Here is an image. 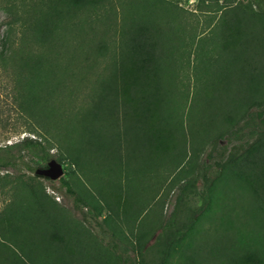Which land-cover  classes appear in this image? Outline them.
Returning <instances> with one entry per match:
<instances>
[{
  "label": "rangeland",
  "instance_id": "374dc122",
  "mask_svg": "<svg viewBox=\"0 0 264 264\" xmlns=\"http://www.w3.org/2000/svg\"><path fill=\"white\" fill-rule=\"evenodd\" d=\"M30 3L0 0V50L6 45L12 50L25 47L38 52L22 17ZM30 12L31 18H39L42 9ZM70 19L54 31L65 44L57 50V60L68 68L61 71L66 84L58 89L51 105L60 107L66 125L74 124L78 132L74 136L83 139L85 114L101 93L102 80L116 61L127 58L130 38L141 25L158 38L157 53L163 60V86L168 94L166 109L174 122L165 147L142 149L128 157L129 151L118 148L114 137L127 128L123 108L113 116L102 109L99 121L89 126L100 135L98 141L114 139V147L108 144L93 149L86 138L79 142L82 151H76L79 157L71 166L72 160L66 158L70 152L65 151L71 143L61 140L50 150V159L65 164V177L73 188L89 200L107 198L120 215L136 214L143 201L145 209L152 206L149 218L161 215L168 222L179 215V222L193 219L192 230L173 247L168 264H201L212 250L260 257L264 252V175L237 166L231 159L254 144L264 126V103L247 108L253 98L248 97L247 87L259 84L262 94L258 97H264V0H96L93 6L73 11ZM239 19L246 22L244 28L241 23L238 26ZM244 38L250 42L239 54H232V49L242 47ZM219 59L232 63L226 71L233 76L223 79L215 90L210 81H217L215 75L222 73L217 69ZM253 75L257 79L251 81ZM16 85L14 67H3L0 61V146L36 134L19 115ZM233 101L232 105L246 110L235 127L221 119L220 110ZM211 111L220 114L213 123H205ZM236 111L229 112L235 119ZM94 142L95 138L92 145ZM25 160L26 164L0 168V234L8 212L41 217L38 202L42 199L49 205V214L66 223L71 244L78 241L79 246L96 248L112 242L113 230L104 221L106 209L98 216L92 207H77L59 179L40 176L30 168L46 167L47 161L35 156ZM189 180H195L196 187L184 193V183ZM133 189L138 193L132 195ZM206 192L211 194L208 202ZM121 227L127 230L126 223L121 222ZM155 237H148L147 246ZM148 255L157 257L155 248Z\"/></svg>",
  "mask_w": 264,
  "mask_h": 264
},
{
  "label": "trees",
  "instance_id": "16d2710c",
  "mask_svg": "<svg viewBox=\"0 0 264 264\" xmlns=\"http://www.w3.org/2000/svg\"><path fill=\"white\" fill-rule=\"evenodd\" d=\"M31 1L32 3L28 4L30 8L28 7L27 11H24L22 17H25L24 20L28 22L27 29L29 28V33L31 32L33 45L39 48L38 52L33 51L34 49L26 51L25 47L12 50L5 45L3 48L1 46L0 61L3 67H8V64L14 67L18 112L28 128L32 129L30 132L36 134L34 136L27 135L15 142L0 146V168L8 169L17 164H26V156H35L48 163L51 160V148L58 147L61 140L71 143L65 150L70 152L66 156L72 160H70V166L79 157L76 151H82L79 142H85L86 138L93 149L108 144V146L114 147V139H111V142H106L107 140L104 139L98 141L100 135L97 134L95 127L89 126L91 123L99 121L97 119L100 118L102 109L107 110V116H113L119 107L123 108V117L127 121V128L124 133L116 132L114 137L118 148L129 151L128 157L137 155L135 151H144L142 149L165 147L164 144L167 145L171 140L174 122L170 121L166 109L168 94L163 86V60L158 56L159 41L153 31L143 25L135 29L130 38L132 45L129 46L127 58L122 57L120 61H116L114 63L116 68L113 67V71L107 79L102 80L101 93L94 100L92 109H89L85 114L87 116L83 130L85 133L80 135L83 137L80 139L76 135L74 136V134H78L74 124L66 125L62 121L60 107L55 108L51 105V102L56 99L58 89L66 84V79L61 71L66 72V69L63 68L65 66L68 68V64L62 66L57 60L59 54L56 52L58 49H64L65 44L54 36V31L59 23H67L71 20L70 15L73 11L93 6L96 4V0ZM35 8L42 9L39 18H31L29 15L30 11ZM240 23L244 28L246 22L239 19V27ZM241 30L238 28L237 31L241 33ZM249 42V39H245L242 47L237 48V52V49H232L231 53L239 54L244 45ZM222 61L219 59L216 62L217 69H222V73L215 75L217 81H210L215 90L219 89L217 86L223 79L233 76L232 73L226 71L232 63ZM250 79L252 81L257 77L253 75L250 76ZM247 88H249L248 97L249 95L253 97H249V99L246 96L247 100L249 99L248 110L254 106H262L264 97H258L262 94L259 84ZM234 102L221 105L220 109L221 119L232 127L238 125L246 113V110L237 108L236 103L232 105ZM236 109L238 110L236 111ZM231 110L236 111L235 114L238 115L236 119L230 115ZM218 113L220 114L219 111ZM218 113L213 111L210 115L208 114L205 123H213ZM162 123L165 124V128ZM147 129L149 132H144ZM142 130L144 131L140 134ZM225 132L229 133L230 131L226 129ZM45 134H49L50 137ZM191 136L195 137L193 132ZM222 136H224L223 133L219 138ZM93 138L96 142L92 145ZM231 161L237 166L240 165L251 170L257 169L264 175V126L258 140L245 149L240 156L232 158ZM30 168L34 171L37 169ZM134 178L135 176H132V179ZM59 180L66 188V192L73 196L77 207H92L98 216L102 215L103 210L106 209L107 216L104 221L113 230L112 242L105 247H87L88 249L82 247L81 244L82 248L77 245L78 241L71 244L72 240L67 238L66 223L57 216L49 214L48 203L40 199L38 212L41 217L39 218H31L25 211L6 213L5 225L0 234V264H168L173 247L183 241L188 232L192 230L193 219L179 222V215L174 216L168 222H165L161 215L149 218L152 206L150 204L145 209L143 201L139 202L136 214L120 215L114 204L107 198L101 197L96 201L89 200L73 188L65 174ZM195 187V180L185 181L183 192ZM131 191L132 195L138 193L136 189ZM204 197L208 202L211 197L210 192H206ZM119 218H121L120 221ZM121 222L126 223V231L121 227ZM154 236H156L155 242L150 247L147 246L148 237L153 238ZM153 248H155L157 257L150 258L148 251ZM201 264H264V252L258 258H250L247 254L236 255L233 250L229 254L222 250L219 252L212 250Z\"/></svg>",
  "mask_w": 264,
  "mask_h": 264
},
{
  "label": "water",
  "instance_id": "95a60500",
  "mask_svg": "<svg viewBox=\"0 0 264 264\" xmlns=\"http://www.w3.org/2000/svg\"><path fill=\"white\" fill-rule=\"evenodd\" d=\"M35 173L40 176L49 177L51 180H58L65 174V169L63 163L56 159H51L48 161L46 167L37 168Z\"/></svg>",
  "mask_w": 264,
  "mask_h": 264
}]
</instances>
